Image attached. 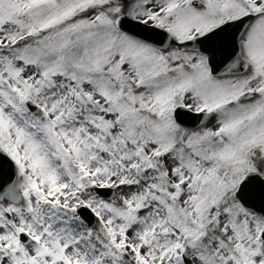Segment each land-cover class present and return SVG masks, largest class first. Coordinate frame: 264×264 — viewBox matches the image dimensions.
Listing matches in <instances>:
<instances>
[{"label":"snow or ice","instance_id":"obj_1","mask_svg":"<svg viewBox=\"0 0 264 264\" xmlns=\"http://www.w3.org/2000/svg\"><path fill=\"white\" fill-rule=\"evenodd\" d=\"M0 264H264V0H0Z\"/></svg>","mask_w":264,"mask_h":264}]
</instances>
